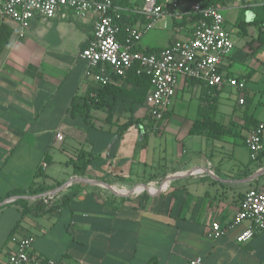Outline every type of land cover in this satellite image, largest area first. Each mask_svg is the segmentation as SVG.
<instances>
[{
  "label": "crops",
  "instance_id": "crops-1",
  "mask_svg": "<svg viewBox=\"0 0 264 264\" xmlns=\"http://www.w3.org/2000/svg\"><path fill=\"white\" fill-rule=\"evenodd\" d=\"M190 5L154 20L136 48L160 50L189 38ZM138 8H127L124 20L142 27L147 21L137 14ZM170 19L172 34L165 44L145 38L156 27L166 29ZM1 28L8 39L0 50V264H7L16 238L23 234L34 237L33 252L59 264H189L197 256L204 264H264V231L238 243L237 236L250 223H232L244 193L264 191V153L256 161L249 154L242 161L235 151L238 145L246 148L240 132L244 109L258 123L264 120V44L257 26H249L246 34L237 27L228 31L230 37L251 38L237 51L241 40H233L221 64L222 74L245 81L242 92L228 86L218 90L215 120L223 118L221 124L232 128L222 140L189 133L207 93L201 82L182 78L176 85L178 101L173 97L169 116L153 133L150 128L159 123L149 119L151 127H145L148 105L133 104L124 96L114 101L107 97L113 102L110 114L106 106L92 109L88 124L81 115L70 116L74 97L82 102L89 88L102 85L96 80L101 72L80 57L93 31V17L61 10L53 19L33 20L23 37L11 22ZM107 83L137 90L124 77L108 75ZM224 89L235 96L231 104L221 101ZM138 119L141 125L132 124L118 134L122 124ZM102 132L113 137L102 141L97 134ZM157 146L161 150L155 156ZM80 152L91 157L81 176L70 161ZM150 160L157 161L156 167ZM39 168L42 173L35 175ZM57 183L62 184L56 188ZM29 186L51 188L48 195L55 208L22 216L16 201L24 199L30 206L38 196L9 194ZM144 186L156 191L138 193ZM64 198L68 200L60 205ZM213 222L225 228L215 239L207 235Z\"/></svg>",
  "mask_w": 264,
  "mask_h": 264
},
{
  "label": "built area",
  "instance_id": "built-area-1",
  "mask_svg": "<svg viewBox=\"0 0 264 264\" xmlns=\"http://www.w3.org/2000/svg\"><path fill=\"white\" fill-rule=\"evenodd\" d=\"M114 1L0 0V29L11 22L18 36L23 37L33 20L53 19L61 10H70L79 18L93 17V31L81 49L80 57L89 63L92 70L101 72V75L96 76L101 84L107 83L108 75L125 77L132 69L136 74L147 75L150 88L145 103L148 105L149 119L154 125L161 122L169 111L177 82L181 78L206 82L216 90L225 86L239 92L245 89L244 80L220 72L223 60L234 47L220 8L192 2L186 11L189 18L195 17L189 38L174 40L168 47L146 54L134 50L138 41L152 27L154 20L175 13L180 0H142L136 11L147 21L142 27L126 24L124 13L127 8ZM121 32H124L122 40L119 39ZM244 102V98L240 97L238 103L243 105ZM263 132L264 120L245 139L251 161H256L264 149ZM138 191L154 193L156 189L144 186ZM243 221H248L250 226L237 236L238 243H245L255 233L264 231V191L249 189L244 193L232 223ZM224 232L225 228L219 222H213L207 235L215 239ZM33 241L34 237L28 234L16 238L15 249L9 253L7 264H59L56 259L40 257L33 252ZM189 264L204 262L197 256Z\"/></svg>",
  "mask_w": 264,
  "mask_h": 264
},
{
  "label": "trees",
  "instance_id": "trees-1",
  "mask_svg": "<svg viewBox=\"0 0 264 264\" xmlns=\"http://www.w3.org/2000/svg\"><path fill=\"white\" fill-rule=\"evenodd\" d=\"M197 2L202 3L203 6H216L218 0H195ZM142 0H115L114 3L123 7V8H130L133 6H140ZM242 2L245 5H248V10H252L253 17L250 21H246L244 18H240L239 15L236 18L235 21V27H237L242 34H246L247 28L251 25L258 27V39L261 41L262 44H264V16H259L258 11L254 7V3L257 2V0H242ZM222 10L221 7L217 6ZM195 17L191 16V21L193 22ZM126 24L132 25L130 22L125 21ZM124 32H121V35L119 36V39L122 40ZM8 34H5L2 37V28L0 29V50L3 47V45L7 42ZM135 51L142 52V53H153L156 52L159 49H137L134 48ZM125 81L135 85L137 87L136 91H129L124 90L121 88H118L112 84L105 83L102 85H99L98 87H91L89 88L82 96V102H78L77 98L74 97L69 105V115L72 117H76L78 115H81L85 121V123H89L90 120V111L92 109H103L105 106L107 107L108 113L110 114V109L112 107V104L116 98L119 96L127 97L131 100V102L134 104H142L145 102L146 95L148 93V90L150 88V81L147 75L145 74H136V71L134 69L128 71L124 77ZM191 81H197L194 79H189ZM200 82V81H197ZM203 86V91L205 89V92L207 93V96H205V99L203 102H201L197 109V118L193 122L191 129L189 133L191 135H202L207 139L211 140H222L223 138L229 136L232 134V128L229 125L221 124L220 122L215 120V115L217 112V105H218V90H216L214 87L210 86L206 82H201ZM209 93V94H208ZM107 97H110L112 101H108ZM169 114L167 113L164 117L167 118ZM146 120H148L145 127H151V124L149 123V116L146 117ZM243 125L242 129L244 131H247L248 133L251 132V130H254L258 126V122L252 118L250 115L247 114V109H244L243 114ZM142 120H129L126 123L122 124L119 127L120 134L122 131L126 130L130 125L132 124H142ZM142 138L144 141L147 139V134L142 133ZM264 153L263 151L258 155L257 159L262 156ZM91 157H86L84 153L80 152L75 160H70L73 164L76 172L79 174V176L84 175V172L86 170L87 163L90 161ZM49 159L46 157L45 162L49 163ZM42 171L40 168L36 171L35 175H40ZM62 183H57L55 186L56 188L59 187ZM51 188L49 187H32L29 186L26 191L23 190H14L9 195H15V196H25V195H32V196H38L37 199L34 200V202L28 206L27 201L24 199H18L16 202L19 203L22 207L21 215H27L31 214L33 216L44 214L45 212H48L52 210V208H55L54 201L50 202V199L53 197H50L48 195ZM68 200V198H64L60 205H64L65 202Z\"/></svg>",
  "mask_w": 264,
  "mask_h": 264
},
{
  "label": "rangeland",
  "instance_id": "rangeland-1",
  "mask_svg": "<svg viewBox=\"0 0 264 264\" xmlns=\"http://www.w3.org/2000/svg\"><path fill=\"white\" fill-rule=\"evenodd\" d=\"M192 1H195V0H180L178 8L181 9L183 6H185L188 3L192 4ZM215 5L219 6L221 8H224L221 11H222V14H223V16L225 18V27H226V29L228 31L235 30V28H236L235 27V20H236V17H237V13H238L240 18H244L247 21H250L252 19L253 15H254L252 10L250 11V10L247 9L248 5H245L242 2V0H218ZM254 7L258 11L259 16H264V0H257V2L254 3ZM171 34H172V28H171V19H170V21L168 22V27L166 29H162V28L156 27L155 29H152L145 36V38H148V40H150L152 43H155L156 45H163V44L166 43L167 38ZM250 38H249V35L246 36V37L239 38L236 34H233L232 37H231L232 41L233 40L236 41L238 39L241 40L238 44H236L237 49H235V51L238 50V48L240 47L241 44H244ZM243 67H245V66H243ZM248 87L251 88V83L248 84ZM227 91H230V89L222 90L221 95H220V98H221V101L223 102V104H231L234 101V99H235V96L233 94H230V95L226 94ZM175 98H176V95H174V99H173L174 101L176 100ZM176 101H178V99ZM179 102H180V104L184 103L183 100L179 101ZM175 104H176V102H175ZM178 114L182 115L183 117L186 116V115L189 116V114H187L186 112H182L181 113L180 111H178V112L175 111V115H178ZM222 121H223V118L219 122L221 123ZM186 123H188V120H186ZM162 124H164V121L163 122H159V124L157 125L156 128L151 127L150 128V132L153 133L154 131H157L158 127L161 126ZM230 124H232L234 126L235 130H237L238 126H237V124L234 121L231 120ZM97 125H98V123L96 122V127H97ZM240 132H241V136H243V137L245 136V138L247 137V132H244L243 130H241ZM97 134H98V136L100 137V139L102 141L104 139H105V141H109L113 137L112 134H108L107 132H102V133H97ZM92 135H93V131H90V137ZM98 145H100V146H96V148L98 147L97 150L100 149L101 142H99ZM160 150L161 149H159L158 146H157V148L154 150V152H155L154 155L157 156L156 152H159ZM132 151L134 152V150H132ZM235 151L238 154V157L242 161L248 159V154H249L248 153V149L245 148L244 146H242V145L236 146V150ZM150 152H152V149L150 150ZM135 156H137V154H135ZM150 164L153 165L154 167H156L157 161L153 162L152 160H150ZM134 169H135V167L133 166L132 170H131V175L132 176L134 175V172H135Z\"/></svg>",
  "mask_w": 264,
  "mask_h": 264
},
{
  "label": "water",
  "instance_id": "water-1",
  "mask_svg": "<svg viewBox=\"0 0 264 264\" xmlns=\"http://www.w3.org/2000/svg\"><path fill=\"white\" fill-rule=\"evenodd\" d=\"M261 171H262V170H261ZM259 172H260V171H259ZM259 172H258V173H259Z\"/></svg>",
  "mask_w": 264,
  "mask_h": 264
}]
</instances>
